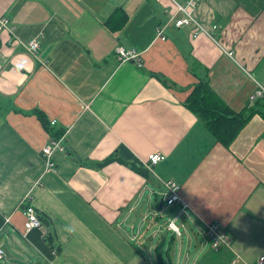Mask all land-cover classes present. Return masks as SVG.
I'll return each mask as SVG.
<instances>
[{
  "label": "crops",
  "instance_id": "obj_1",
  "mask_svg": "<svg viewBox=\"0 0 264 264\" xmlns=\"http://www.w3.org/2000/svg\"><path fill=\"white\" fill-rule=\"evenodd\" d=\"M175 14L171 0H0L1 264H174L192 234L207 244L211 222L230 246L193 264L264 256V97L249 100L264 87V0H199L194 15L217 25L212 36L174 26ZM200 79L232 110H253L228 146L185 105ZM38 111L72 152L53 149L54 167ZM119 144L144 166L153 152L165 158L146 176L94 166ZM168 180L181 198L172 204ZM28 202L49 222L25 235Z\"/></svg>",
  "mask_w": 264,
  "mask_h": 264
},
{
  "label": "trees",
  "instance_id": "obj_2",
  "mask_svg": "<svg viewBox=\"0 0 264 264\" xmlns=\"http://www.w3.org/2000/svg\"><path fill=\"white\" fill-rule=\"evenodd\" d=\"M120 11L123 10L121 8L116 9L113 14L114 16L112 15L113 17L109 18L107 24L112 23L113 20H115V14ZM125 19L126 15L121 12L115 21L116 27L114 30L120 29V27L124 24ZM118 21L119 23H117ZM185 105L198 116V118L204 123L205 127L212 133L215 139L224 146H228L230 144V142L237 136L243 125L253 113V110L251 109L242 110L239 112L232 110L211 89L208 81L203 79H200L192 87L189 96L185 100ZM37 114L50 136L54 139H59L63 134V130L57 129L53 125H50V122L39 111ZM112 162H119L123 165H126L129 168L141 173L142 175L146 176L148 174V169H146L144 164L124 144H119L114 149V151L108 154L105 158L94 162V166L101 168ZM39 217L43 222H49L48 219L45 218L41 213H39ZM52 236L53 235L50 230L45 236V241L51 248H53Z\"/></svg>",
  "mask_w": 264,
  "mask_h": 264
},
{
  "label": "built area",
  "instance_id": "obj_3",
  "mask_svg": "<svg viewBox=\"0 0 264 264\" xmlns=\"http://www.w3.org/2000/svg\"><path fill=\"white\" fill-rule=\"evenodd\" d=\"M199 0H185L183 3L177 0H171L175 13L177 15H173L171 20L174 26H194V36L200 33H204L206 35L212 36V32L217 28V25L212 26V32L207 31L204 26L197 20L194 15V9L197 6ZM7 26V19L5 17L0 18V29ZM164 27L160 25L156 30V35L164 39L165 35L163 34ZM28 46L32 51H35L38 47V42L34 39L28 42ZM118 56L122 59L128 60H137L138 54L133 51H126L123 47L117 48ZM230 55L231 53L228 52ZM264 97V87L258 85V87L250 94L249 100L250 102H254L257 98ZM50 125H54L55 121L50 120ZM66 150V147L61 143L60 139H51L43 148H42V156L46 160V164L48 166L54 167L55 163L51 160L52 150L53 149ZM165 158V155L161 152H153L148 155L147 161L145 162V167L150 169L154 164L162 161ZM165 187L168 190L165 196V201L167 204H172L176 201H180V196L178 193V185L173 181H166ZM29 198V195H26V200ZM23 214L25 216L24 221V234L26 235L30 230L34 228H39L42 226V220L39 217V212L32 202H28L24 205ZM174 226V224H170ZM175 229H177L175 227ZM205 235L210 239L211 249L218 250L223 246H230V238L225 233V231L221 228L218 223L211 222L207 225ZM5 250L2 246H0V260L4 258ZM238 257L231 259L227 264H234L237 261ZM255 264H264V256H260Z\"/></svg>",
  "mask_w": 264,
  "mask_h": 264
},
{
  "label": "rangeland",
  "instance_id": "obj_4",
  "mask_svg": "<svg viewBox=\"0 0 264 264\" xmlns=\"http://www.w3.org/2000/svg\"><path fill=\"white\" fill-rule=\"evenodd\" d=\"M201 237L205 238L207 244H197L198 236L196 233L192 234V242L190 246L186 244L183 249L175 250L176 256L174 257V264H193L197 262L200 257L202 258L204 256V253L209 252L211 248L210 239L205 237L204 235H202ZM30 251L32 254L35 253L32 249ZM195 258H198V260H196ZM1 262L2 261H0V264Z\"/></svg>",
  "mask_w": 264,
  "mask_h": 264
},
{
  "label": "water",
  "instance_id": "obj_5",
  "mask_svg": "<svg viewBox=\"0 0 264 264\" xmlns=\"http://www.w3.org/2000/svg\"><path fill=\"white\" fill-rule=\"evenodd\" d=\"M66 153L67 154H71L72 152L70 151V149L66 148ZM73 157L75 159H79V157L76 154H73ZM160 205H162V199L160 200Z\"/></svg>",
  "mask_w": 264,
  "mask_h": 264
}]
</instances>
